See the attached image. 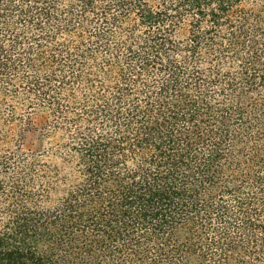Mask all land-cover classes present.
Masks as SVG:
<instances>
[{"label": "trees", "instance_id": "obj_1", "mask_svg": "<svg viewBox=\"0 0 264 264\" xmlns=\"http://www.w3.org/2000/svg\"><path fill=\"white\" fill-rule=\"evenodd\" d=\"M0 264H264V0H0Z\"/></svg>", "mask_w": 264, "mask_h": 264}, {"label": "rangeland", "instance_id": "obj_2", "mask_svg": "<svg viewBox=\"0 0 264 264\" xmlns=\"http://www.w3.org/2000/svg\"><path fill=\"white\" fill-rule=\"evenodd\" d=\"M38 125V118L33 117V129L26 131L23 137V145L25 147L31 146L32 148L36 147L39 143L38 141V135H37V128Z\"/></svg>", "mask_w": 264, "mask_h": 264}]
</instances>
